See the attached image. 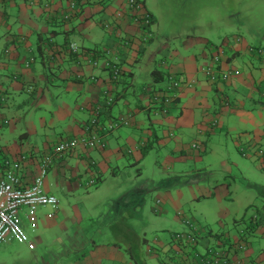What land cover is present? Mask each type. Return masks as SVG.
<instances>
[{"label": "crops", "instance_id": "1", "mask_svg": "<svg viewBox=\"0 0 264 264\" xmlns=\"http://www.w3.org/2000/svg\"><path fill=\"white\" fill-rule=\"evenodd\" d=\"M71 1L0 0V43L4 44L0 54V87L7 86L5 95H0V100L5 98L4 106H6L7 96L10 97L12 92L23 90L33 93L42 81L43 74L35 71L36 50L43 66L46 65L44 55L50 58L49 61L52 57L55 58L53 63L57 64H54L57 66V71L54 80L59 82L66 91V95L60 98V102L55 103L57 107H60L56 117L58 121L64 122V132L59 139L53 141L54 144L50 141L52 138L55 139L53 134L46 136L44 147L47 149L62 140L90 138L88 125L93 118L90 109L103 105L104 92L110 90L116 101L113 107L103 115L98 129L106 147L90 151L79 148L75 153L65 155L50 173L46 191L54 196H56V187L57 191L73 189L75 192H90V188H94L98 192L109 179H113L111 182L114 183L113 193L117 194V198L121 200L117 219L114 221L115 228L110 230L108 228L105 231L98 227L95 229H91V226L83 227L80 223L83 221L76 219L64 217L63 221L59 220V216L63 214L61 213L63 207H58L54 216H50L54 212L51 209L49 214L46 209L40 212L38 225L40 224L44 230L61 229L62 231L59 230V232L64 231L62 234L65 235L66 242L57 238L59 243L56 246L61 245L60 249L53 243L48 244V250L44 249L40 253H38V239L36 244L32 242L34 244V250H31L34 252L33 263L49 264L45 258H47L46 254L51 253V256L58 260V264H151L148 260H152V264H175L176 262V264H196L198 260L192 253L187 255L172 251L174 244H170L171 237L165 241L155 239L157 242H151L153 247L155 246L158 252L162 253L157 256L149 255L147 249L145 256L141 253L143 245L148 248L149 244L143 242L147 238L141 239L137 236L138 240L133 241L127 238L119 239L118 234L123 236L124 231L121 226H116L117 220L119 224L125 212L133 210L140 203L139 197L128 193V186L121 185L122 183L131 184V178L127 182L120 180V168L128 167L127 163L133 162L128 169L130 167L136 169L145 155V148L154 147L155 142L163 147L169 146L173 153L178 152L180 157L176 160H181L186 155L187 148L194 154L200 153L203 151L201 146L198 150H194L192 144L184 146L182 135L184 137L191 135L193 143L198 142L197 140L204 142L201 137L205 139L211 137L222 130L224 123H229L232 117H237V124L246 123L249 129L239 133V128L233 127L227 129V132H233L236 135V146L240 154L250 159L264 173V159L256 157L259 156V151L264 150V54L248 53V42L244 38L241 44L235 43L233 39L227 40L226 52L219 58V70L230 71L232 75L228 80L210 82L204 69L214 62L213 58L217 52L213 50L216 46L207 44L205 41L204 47L203 40L198 36L181 31L182 33H178L177 37L182 49H171L169 57L163 59L165 63L161 64L165 67V71L159 70L168 75L163 82L155 83L152 72L157 69L154 68L157 57L150 51V47L162 38L158 36V32L161 35L159 28L158 32L154 30L156 35L153 42L140 46L138 41L142 37V32L125 10L128 0H91L80 12L82 6L79 10L71 12L69 7ZM148 11L152 13L149 9ZM106 24H113L114 27L107 28ZM119 34L131 41L132 45L130 49H124L126 52L119 53L118 61L123 66V75L118 82L111 83L109 72L89 66L85 60V54L90 49H95L93 52L96 53H101L105 49L113 51ZM164 40L170 42V35L165 36ZM34 42L37 45L36 49H34ZM71 43L79 47L78 53L69 51L68 46ZM144 70H148L152 84L143 89L137 102L128 103L129 88L134 85L136 77H139L137 74H142ZM80 75H84L86 80H89L87 77L95 76L98 81L85 83L81 81L84 78ZM171 77L180 79L181 82L176 92V103L171 106L168 113H159L158 107L167 108V104L164 105L165 102H155L152 99L156 94L168 89L173 81ZM129 80H131L130 84ZM74 98L75 103L72 104ZM214 98L218 100V104L213 102ZM120 103L123 107L132 105L133 109L115 114L114 106ZM4 106L0 104V107ZM213 108L220 117L218 120H212L208 114ZM120 117H128L130 124L111 131V134L106 132L105 128L109 127V122ZM8 122L10 124V121ZM4 126L0 125V129ZM175 129H180L181 137H178ZM156 130L161 131L163 136L159 137L161 133ZM24 134H26L24 137L29 138V132ZM42 152L38 153L23 144L9 145L7 151L0 150V162L2 158L13 159L20 154H33V161L25 169L27 172L25 179L30 182L37 171V162L40 159L37 156ZM164 163L167 164L168 161ZM224 164L231 163L226 160ZM96 181L98 184L92 187L90 184ZM172 181L173 179H169L166 185L172 184ZM188 182L187 185L195 184L191 180ZM100 186L102 187L98 190ZM230 187V184L225 183L218 182L214 185L209 183L206 187L202 185V191L201 187H196L190 191L180 190L176 194L167 191L162 196H167L168 202H174L183 194H189L192 196L191 199L197 202L219 198L222 206V199L230 202L234 200ZM248 188L254 192L255 201L248 199L244 201V204H253L260 198L262 208L257 209L247 221L245 216L238 219L228 214L225 208L222 214L225 220L218 224L219 231L214 234L208 225L202 226L196 219L188 218L185 212L179 211L177 224L183 229L177 234L187 233L189 228L187 223H192L197 228L199 245L203 238L204 242L208 241L202 246V250H199V246L195 248L199 253H204L211 245L217 247L221 244L224 250H226L225 247H230L231 264H259V261L264 258V189L254 182L249 183ZM185 197L188 196L185 195ZM137 198H139L138 203H136ZM156 207L157 212L162 209L166 213L162 203L157 202ZM83 209L82 212L87 216L90 212L84 205ZM90 214L87 218L89 220H91ZM253 218H257L254 226L249 224ZM242 219L244 220L238 222ZM25 221L28 222L26 219ZM127 229L134 232L130 227ZM108 231L112 232L113 238ZM53 246L56 247L55 250ZM243 246H245L244 250L238 249Z\"/></svg>", "mask_w": 264, "mask_h": 264}, {"label": "rangeland", "instance_id": "2", "mask_svg": "<svg viewBox=\"0 0 264 264\" xmlns=\"http://www.w3.org/2000/svg\"><path fill=\"white\" fill-rule=\"evenodd\" d=\"M141 1L145 2L146 7L152 12L156 19V25L151 29L153 34L156 35L155 31L158 32V28L161 30V35L158 32V36H162V38L159 42H155L150 47V51L155 53L157 57V59H155L157 63L154 68L165 71V67L161 64L162 62L165 63L163 59L169 57L171 49H182L179 46L177 37L178 33L181 31L183 33H188V35L198 36L203 40V46L205 41H210L213 45L219 47L224 38L228 37L231 40L236 35H240L246 42L254 46L259 42L263 43L264 46V0ZM90 2L91 0H88L84 3L79 12L82 10L83 6ZM133 21L136 24L134 18ZM136 25L139 27L138 24ZM138 29L141 30L140 27ZM169 35L170 42H165V36L168 37ZM144 38V32H142V37L139 39L138 45L145 46L148 44L149 41H145ZM126 43L129 44L126 45ZM130 45H132L131 41L126 40L124 37L121 40L118 38L115 47H113L115 49V54L119 57V53L126 52L124 49H130ZM36 46V42H34V49H36ZM3 49L4 44L0 43V54ZM86 53L91 54L92 49L87 50ZM35 56V71H37V73L41 72L43 74V79L36 89H34L33 93L24 92L23 90L12 92L10 97L7 96V105L0 107V121H10L9 125L0 129V150L5 149L7 151L9 145L23 144L38 153L43 151L37 156L39 159L43 153L61 142L47 149L44 147V139L46 136L53 134L55 139L52 138V140H50L53 143V141L59 139V136L64 132V122L58 121L56 117V113L59 111L60 107H57L55 103L60 102V98L66 95V91L59 82L54 80V75L57 71V66L54 65L56 63H50V58L44 55L46 65L43 66L37 50L35 51ZM97 68L103 69V67ZM106 71L109 72L108 70ZM109 75L111 83L118 82L123 75V66L122 74L119 78H114L113 74L110 72ZM137 75L139 77H136L134 85L129 88L127 95L128 103L137 102V99H140L143 89L152 84L151 78L148 75V70H144L142 74L138 73ZM80 76L82 78L85 77L84 75ZM87 78L92 83L91 79L96 77L90 76ZM175 79L176 78L171 77V80ZM97 81L98 80L93 83ZM85 83L88 82L85 81ZM130 83L131 80H129V84ZM5 90H7V86L0 87V95H5ZM104 96V104L105 101L111 100L109 106L112 108L116 101L112 92L106 90ZM75 98L72 104L75 103ZM213 102L218 104V100L215 98ZM175 103V101L171 102L170 105H168V103H163L168 106L167 108L158 107L159 113H168L171 106ZM104 104L97 105L92 110L90 109L93 117L95 116L97 107H102L104 110ZM132 109V105L123 107L120 103L114 106V113L118 114L120 111L127 112ZM208 114L212 120H218L220 118L217 116L218 114L215 108L209 111ZM121 118L128 117H120L114 119L112 122H116ZM236 118L237 117H232L229 123H224L225 126H223L222 130H219L211 137L207 139L201 137V139H204V142L197 140L198 142L193 143L191 135L185 137L182 135L184 141L183 145L199 144L203 148V151L200 153L194 154L187 148L186 155H184L181 160H176L180 157L178 152L173 153L170 151L169 146L163 147L157 145L155 142L153 144L154 147L149 149L147 155H143L140 166L136 169L132 167L128 169L129 165L131 163L133 164V162H128V167L121 166L120 180L127 182L129 178H131V184L122 183L121 185L128 186V193L139 197L140 203L134 207L133 210L126 211L119 221V224H117V220L116 226H121L124 231L123 236L118 234L119 239L127 238L133 241L136 239L138 240V237H140L141 239L147 238L150 242H154L155 239L165 241L169 239L172 233H178L183 229L177 224L179 219L177 214L179 211L185 212L188 218L196 219L202 226L204 224L208 225V227L213 230V233L216 234L219 231L218 224L225 220V216L222 217L225 208H227L228 214L238 219L245 216V221H247L257 209L262 208L260 198H258L256 202H253V204H244V201L248 199L255 201L254 192L250 191L248 188L249 183L254 182L257 186L264 189V173L250 159L244 158L240 154L236 146V135L233 134V132H227V129L233 127H238L239 133L249 129L246 123L238 125ZM112 122H109V126ZM147 123H149L148 120ZM122 126L123 124L118 128ZM88 127L90 128L89 125ZM97 128L99 129L100 127ZM105 129L107 130L108 128ZM156 131L161 133L159 137L163 136L161 131ZM174 131L177 132L178 137H181L180 129H175ZM27 132L30 133L29 138L23 137L22 135ZM106 132L111 133L109 130ZM172 136H174V134ZM105 147L106 144L104 142V146L101 149ZM256 157L259 158L260 156ZM166 160L168 161L167 164L164 163ZM226 160L231 164L225 165L224 161ZM107 177L109 179V175H107ZM174 177H176V179ZM169 179H173L172 184L166 185ZM112 180L113 179H109L104 186L102 185L103 187L100 186L98 190L102 188L98 192L97 189L94 188H90V192H75L73 189H65L64 191L59 190V192L56 187L55 194L57 196L56 198L60 201L59 207H63L61 212L63 214L59 216L60 218L58 217L59 220L61 219V221H63L64 217L71 218L72 220L76 219L83 221L80 222L83 227L85 226L88 228V226H91V229L98 227L104 231L108 228L109 230L115 228L114 221L117 219V211L119 210L121 198H117V194L113 193L112 189L114 183H111ZM188 180L194 181L195 184L187 185V183H189ZM218 182L230 184L232 199H234L230 202L229 200L225 201L221 198L223 203L222 206L219 198L197 202L191 199L192 196L189 194H183L174 202H168V197L162 196L167 191L171 194H176L180 190L190 191V189L196 187H201L202 191V185L206 187L209 183L214 185ZM90 194L91 196H89ZM185 195L188 197H185ZM139 198H137L138 200L136 203L139 202ZM158 201L163 204L166 213L162 209L157 212L156 206ZM83 205L86 206L87 211L92 214L88 213L90 214L91 220L87 219L89 217L88 214L85 216V213L82 212ZM43 210L45 209L40 210V212ZM46 210L48 211L47 214L51 212L49 208H46ZM21 225L29 241L27 243L11 242L1 245L0 264H34V252L29 248V243L34 242L36 244L37 239L39 241L38 253L42 252L44 249L48 250V244L55 243V246L58 245L59 242H57V238H60L64 243L66 242L65 235L62 234L64 231L61 233L59 232L61 229L55 230L51 228L49 230H44L40 224L38 225V222L34 228H32L30 223L25 221L24 217L21 218ZM127 227H130L134 232L127 229ZM165 230L167 232H165ZM125 232L129 235L127 236ZM108 234H111V238L114 237L112 232L108 231ZM209 241L214 242L212 240ZM205 243H208V241L204 242L203 238L199 245V250H202V246L205 245ZM56 247L60 249L61 245ZM56 247L53 246V250H55ZM146 249L144 245L141 248V253H143L144 256L146 254ZM46 256L47 258L45 259L47 263L58 264V260L56 258L54 259L51 253L46 254ZM148 262L152 264L153 261L148 260Z\"/></svg>", "mask_w": 264, "mask_h": 264}, {"label": "built area", "instance_id": "3", "mask_svg": "<svg viewBox=\"0 0 264 264\" xmlns=\"http://www.w3.org/2000/svg\"><path fill=\"white\" fill-rule=\"evenodd\" d=\"M88 0H72L69 7L71 12L79 10L80 7L86 3ZM127 12L134 18L136 24L139 25L141 31L144 32V40L150 41L153 37L152 31H146L147 28L153 27L154 19L152 15L145 9V6L138 0H128L126 3ZM110 28V25H106ZM129 43H126V45ZM69 51L74 54L80 51L79 47L71 43L68 46ZM113 54V55H112ZM109 58H100L98 53L92 52L91 55L85 54V60L89 65L93 67H103V69L108 70L113 74L114 78H119L122 74V69L118 64V56L114 52H108L106 54ZM222 57L219 53L214 56V62L208 65L204 69V73L210 82H219L221 80H228L232 75L230 71L219 70V61ZM55 58H51L54 61ZM91 81H95L92 78ZM180 79H175L172 81L168 89L160 94H156L153 98L155 102H165L170 105L171 102L176 101V92L180 87ZM264 98V95H263ZM0 104L3 106L6 104V99L2 98ZM106 104L110 105L111 100H108ZM167 105V106H168ZM101 107L96 109L95 116L91 122L90 138L82 139H66L61 141L51 150L45 152L37 162V171L35 176L30 182H27L25 176L27 174L26 168H28L33 161L34 155L20 154L16 158L8 159L2 158L0 162V246L3 244L18 242L27 243L28 236L23 230L21 225V218L24 217L32 228L38 222V215L41 209L49 208L52 212L50 216L55 215V211L59 207V200L54 195H50L46 191L47 179L54 169L56 163L62 160L65 155H71L75 153L79 148L84 150L88 148H102L104 146L102 142V137L100 133L96 130L98 129L96 124L97 117L100 114ZM7 122H0V125H8ZM128 125V118H121L116 122H112L107 130L112 131L117 129L121 125ZM192 148L194 150L200 149V145L193 144ZM260 158L264 159V151L258 152ZM91 183L90 185H93ZM188 224V232L177 234L176 238L189 242L191 244L197 243V228L192 223ZM29 248L34 249V244L29 243ZM240 250H244L240 247ZM149 253L153 250L148 248ZM226 250L218 247H210L205 250L204 253H199L192 248V255L198 260L196 264H229L228 258L225 255ZM227 253V252H226ZM231 264V263H230ZM261 264H264V260Z\"/></svg>", "mask_w": 264, "mask_h": 264}, {"label": "trees", "instance_id": "4", "mask_svg": "<svg viewBox=\"0 0 264 264\" xmlns=\"http://www.w3.org/2000/svg\"><path fill=\"white\" fill-rule=\"evenodd\" d=\"M138 1H140V3H142L144 6H145V9L147 8L146 7V4H145V2L144 1H141V0H138ZM147 11H148V9H146ZM149 12V11H148ZM150 13V12H149ZM151 15H152V13H150ZM152 18L154 19V16L152 15ZM153 25V27H154V25H155V21H154V24H151V26ZM146 31H152L151 30V27H149V28H147L146 29ZM193 37V36H192ZM154 39H155V35H153V37L150 39V42H148V43H151V42H153L154 41ZM227 40H230L228 37L227 38H224V40H222V42H221V45L219 46V47H214V50L213 51H216L217 53H219L222 57L224 56V54H225V52H226V48H227V46H228V44H227ZM236 41L235 43H237V44H241V42L243 41V37H241L240 35H236V36H234L233 37V41ZM226 42V43H225ZM263 42V41H262ZM207 44H212V42H210V41H207ZM247 52L248 53H251V54H253V55H255V54H264V46H263V43H261V42H259V43H257V44H255V46L254 45H252V44H249L248 43V46H247ZM51 62H53V61H50V63ZM168 74L167 73H164V72H162L161 70H159V69H155L153 72H152V78H153V80H154V82L155 83H160V82H163L165 79H166V76H167ZM81 81L82 82H89L90 83V81L89 80H86L85 78H84V80L83 79H81ZM95 81H96V78H95ZM95 81H92V83L93 82H95ZM176 102V101H175ZM8 103V102H7ZM104 106H105V108H104V110H103V108L101 109V111H100V114L98 115V117H97V121H96V126L97 127H100V125H101V119H102V117H103V115L105 114V113H107L109 110H110V106L108 105V104H106V101H105V104H104ZM98 108V107H97ZM96 108V109H97ZM94 118V117H93ZM93 118L91 119V122H92V120H93ZM8 125H9V123H8ZM6 126V125H5ZM89 126H91V123L89 124ZM111 134V133H110ZM26 134H23L22 136L24 137ZM102 142H103V144H104V140L102 139ZM94 149H100V148H96V147H94V148H88V149H86V151H90V150H94ZM149 147H147V149L145 148V152H144V154L146 155L147 154V152L149 151ZM264 151V150H263ZM98 183H97V181L93 184V185H91L92 187H96V185H97ZM159 202V201H158ZM244 219H242V220H239L238 222H240V221H243ZM256 222H257V218H253L250 222H249V224H253V226H254V224H256ZM176 235H177V233H172L171 235H170V237H171V239H170V244H174V246L172 247V251L175 253V252H182V253H185V254H191V252H192V248H196V247H198L199 246V242H197V243H194V244H191V243H189V242H185L184 240H181V239H178V238H176ZM195 235H196V237H197V239H198V234H196L195 233ZM144 243H148L149 245H148V248L150 247L151 248V250H153L151 253H149V251H147V253L149 254V255H152V256H154V255H159V254H162V253H159L158 252V250L156 249V247L154 246L153 247V245H152V243L151 242H149V240L148 239H144V241H143ZM155 242H157L156 240L153 242V243H155ZM211 247H216V246H212L211 245ZM217 247L218 248H224V246H222L221 244H218L217 245ZM148 248H147V250H148ZM178 248V249H177ZM225 249H226V252H225V255H226V257L228 258V263L230 264V262H232V258L230 257V247L229 246H227V247H225ZM238 249L240 250V247H238ZM243 249H245V246H243ZM196 250V249H195ZM191 251V252H190ZM197 251V250H196ZM242 251V250H241ZM241 251H239V252H241ZM202 254V253H201ZM189 257L191 258V256L189 255ZM264 257V256H263ZM264 260V258L261 260V261H259V264H261L262 263V261ZM177 263V262H176ZM175 263V264H176Z\"/></svg>", "mask_w": 264, "mask_h": 264}, {"label": "clouds", "instance_id": "5", "mask_svg": "<svg viewBox=\"0 0 264 264\" xmlns=\"http://www.w3.org/2000/svg\"><path fill=\"white\" fill-rule=\"evenodd\" d=\"M127 3V2H126ZM147 9V8H146ZM125 10L127 11V9H126V4H125ZM128 14H129V12H128ZM130 15V14H129ZM106 25H108V24H106ZM106 25H105V27H106ZM110 25V28L111 27H114L113 26V24H109ZM153 28V27H152ZM154 35V34H153ZM119 40H121L122 38H123V36H121V34H119ZM150 42V41H149ZM114 49V48H113ZM93 51H95V49H92V52ZM98 51H100V50H98ZM103 52H101V53H98V55L100 56V58H109V59H115V58H112V57H108L106 54L108 53V52H113L114 51V53H115V49L112 51V49H105V50H102ZM118 61V60H117ZM118 64H119V67L122 69V65H121V63H120V61H118ZM106 70V69H105Z\"/></svg>", "mask_w": 264, "mask_h": 264}]
</instances>
